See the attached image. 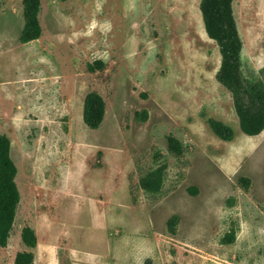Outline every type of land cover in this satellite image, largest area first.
<instances>
[{"label":"rangeland","instance_id":"374dc122","mask_svg":"<svg viewBox=\"0 0 264 264\" xmlns=\"http://www.w3.org/2000/svg\"><path fill=\"white\" fill-rule=\"evenodd\" d=\"M201 1L0 0V135L19 191L0 264L22 252L72 264L78 235L95 246L110 215H142L99 191L115 180L126 204L164 184L143 198L166 239L153 264H264V127L242 129ZM232 11L235 86L253 120L264 117V0ZM89 92L105 102L95 129Z\"/></svg>","mask_w":264,"mask_h":264},{"label":"trees","instance_id":"16d2710c","mask_svg":"<svg viewBox=\"0 0 264 264\" xmlns=\"http://www.w3.org/2000/svg\"><path fill=\"white\" fill-rule=\"evenodd\" d=\"M233 0H202L201 13L208 35L215 39L223 55V63L218 74L219 80L227 84L235 94V103L238 108L242 129L249 134H256L264 127V117L254 118L246 113L240 89L236 88L238 62L236 59L238 46V32L232 11ZM105 113V102L102 97L89 92L85 99L84 122L89 128H99ZM10 139L0 135V244L6 245L12 227L15 211L19 202V191L14 177L16 167L9 155ZM178 152H181L180 150ZM161 186L153 188L159 189ZM147 188V187H145ZM29 229L25 230L24 239L33 240ZM29 253H20L16 264H28L26 256Z\"/></svg>","mask_w":264,"mask_h":264},{"label":"crops","instance_id":"0c3cea01","mask_svg":"<svg viewBox=\"0 0 264 264\" xmlns=\"http://www.w3.org/2000/svg\"><path fill=\"white\" fill-rule=\"evenodd\" d=\"M179 14L180 10H177L174 17ZM113 184L115 188L118 182L115 180ZM110 187L113 185L107 188L105 185L101 186L99 191L106 189L104 194L108 195V198L111 197V202H115L117 206H124L123 208L130 212L142 215H110L101 225L98 224L102 234L95 246H87V239L82 240L78 235V244L72 242L66 244L72 264H147L148 262L153 264L159 262L157 257L161 249L166 246L163 243L166 239L156 228L153 215L147 214V206H144L147 205V197L143 198L147 196V192L162 194L164 184L157 190L141 186L138 191L139 204L121 202L120 192L115 191L114 188L110 190Z\"/></svg>","mask_w":264,"mask_h":264}]
</instances>
